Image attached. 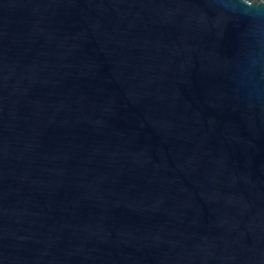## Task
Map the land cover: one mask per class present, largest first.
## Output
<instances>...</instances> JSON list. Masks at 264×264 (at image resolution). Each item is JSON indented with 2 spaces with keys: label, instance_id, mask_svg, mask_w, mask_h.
<instances>
[{
  "label": "water",
  "instance_id": "water-1",
  "mask_svg": "<svg viewBox=\"0 0 264 264\" xmlns=\"http://www.w3.org/2000/svg\"><path fill=\"white\" fill-rule=\"evenodd\" d=\"M0 264H264V0H0Z\"/></svg>",
  "mask_w": 264,
  "mask_h": 264
}]
</instances>
